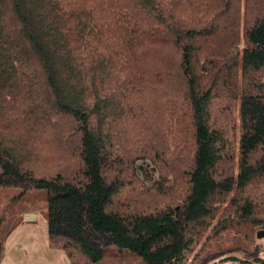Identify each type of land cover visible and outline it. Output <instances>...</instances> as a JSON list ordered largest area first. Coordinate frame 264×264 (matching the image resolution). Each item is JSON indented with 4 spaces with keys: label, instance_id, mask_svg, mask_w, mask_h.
Returning a JSON list of instances; mask_svg holds the SVG:
<instances>
[{
    "label": "trees",
    "instance_id": "1",
    "mask_svg": "<svg viewBox=\"0 0 264 264\" xmlns=\"http://www.w3.org/2000/svg\"><path fill=\"white\" fill-rule=\"evenodd\" d=\"M116 125L131 127L134 161L190 156L175 192L120 196ZM21 129L54 144L48 171ZM262 186L264 0H0V189L43 191L52 248L185 264L216 198L232 193L236 222L264 229ZM12 217H0V259L23 222Z\"/></svg>",
    "mask_w": 264,
    "mask_h": 264
},
{
    "label": "rangeland",
    "instance_id": "2",
    "mask_svg": "<svg viewBox=\"0 0 264 264\" xmlns=\"http://www.w3.org/2000/svg\"><path fill=\"white\" fill-rule=\"evenodd\" d=\"M169 105L173 107L175 103L170 102ZM116 126V129L122 130L120 137L118 136L121 143L123 141L125 143V145L123 144L124 152L120 151L119 153L122 161L125 160L124 166L120 169L123 182L126 184L125 190L120 196L122 198L129 196L141 204H146L147 200L143 197L153 195L154 185L159 183L162 184L163 197L167 198L169 192H175L176 183L184 181L182 164L189 161L190 156L183 154L178 160V157L172 155L165 158L164 164H160L158 168L148 159L134 161L128 152L132 140L127 139L125 135V129L128 132L131 127ZM170 127L173 128L174 125L172 124ZM145 130L149 137L155 134L150 123ZM174 131L170 129V133H174ZM17 132L21 136L20 141L26 142V148L33 152L30 162L37 166L36 172L48 171L49 166L44 160V156L54 151V144L45 143L37 134L34 137L35 134L29 133L27 129ZM41 136L44 137V135ZM185 138L187 142L188 138ZM233 147H236V142ZM231 166L236 173V166ZM256 191H259L258 198H264V186L256 189L253 193ZM19 192L14 188L0 189V217H3L6 224L13 220L12 215L23 220L5 239L0 264H89L76 251L72 250L71 257L68 258L64 250L50 246L46 219L43 215L46 204L43 191L31 190L17 199L16 196ZM233 196L232 193L229 194L224 202L219 198L214 199L213 219H208L200 224L196 232L191 234L193 241L186 254L185 264H261L257 263V257L264 261V229L253 224L236 222L237 219L233 216V210L229 204ZM117 200L118 198L115 197L116 202ZM262 203L264 205V199ZM151 207L152 204L149 205V209ZM229 255L237 257L241 262H219L220 258H226ZM216 256L220 257L215 258ZM139 263L136 257L129 253H122L105 259L101 264Z\"/></svg>",
    "mask_w": 264,
    "mask_h": 264
}]
</instances>
